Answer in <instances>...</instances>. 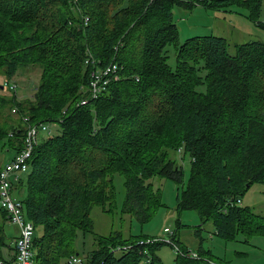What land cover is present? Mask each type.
Here are the masks:
<instances>
[{"label":"trees","instance_id":"obj_1","mask_svg":"<svg viewBox=\"0 0 264 264\" xmlns=\"http://www.w3.org/2000/svg\"><path fill=\"white\" fill-rule=\"evenodd\" d=\"M262 3L0 0V77L8 81L21 67L40 69L28 99L0 97V110L11 115L14 107L19 116L17 123L0 117L8 125V130L0 125V144L15 154L22 150L23 116L59 127L39 141L28 172L15 182L34 227L33 264H60L74 256L80 232L91 233L96 243L80 264H140L147 258L153 263L163 243L138 244L153 238L142 232L126 238L121 232L95 234L90 211L93 206L106 211L113 199L112 177L120 174L123 213L140 226L148 223L165 207L160 190L148 181L153 176L180 181L183 170L171 157L180 152L188 155L190 170L176 198L177 212L196 211L224 241L241 237L249 243L257 236L264 242V216L237 203L254 184L264 185V42L236 44L233 55L220 36L180 43L172 13L175 6H237L264 29L258 21ZM88 54L98 67L117 63L121 77L81 106L89 84ZM5 89L0 86V92ZM6 222L0 209V260L6 259L5 250H13ZM176 238L174 233L179 244ZM122 246L130 248L116 251Z\"/></svg>","mask_w":264,"mask_h":264},{"label":"rangeland","instance_id":"obj_2","mask_svg":"<svg viewBox=\"0 0 264 264\" xmlns=\"http://www.w3.org/2000/svg\"><path fill=\"white\" fill-rule=\"evenodd\" d=\"M173 20L177 26L178 40L182 43L184 40L194 36H221L227 41V53L233 55L235 53V45L249 41L264 42V29L256 26V24L248 20V12L237 6L224 7L218 10H207L201 6H195L192 10L175 6L172 10ZM264 19V0L259 15V22ZM168 64H174V51L172 47H168ZM40 69L37 66L21 67L16 75L8 81L0 77V86L8 84L6 89L0 92V97L11 99L15 96L18 101L26 100L30 97L32 90L36 88ZM15 83V90L8 89V86ZM7 95V96H6ZM8 111L11 106L7 105ZM14 108V107H12ZM11 114V112H10ZM17 123L19 116L17 114L8 115V112L0 110V117L5 121ZM0 125L8 130V125L0 122ZM16 126V124H15ZM24 126V125H23ZM48 131L40 129V141L42 138L53 136L58 133L59 127L55 123H47ZM2 144V143H1ZM0 144V168L7 163L15 154L13 150H7ZM175 159L177 165L183 170L181 180H173L165 177L153 176L149 179V183L155 189H159L161 200L165 207H161L146 224L140 226L136 220L128 214L123 213V202L125 198L124 178L120 174H114L112 177L113 199L108 201L103 211L99 206H93L90 211V218L93 222V231L95 234L107 236L111 233L121 232L123 237L129 235H138L140 232L147 236L162 238L168 240L170 236L163 232L164 228H168L175 233L179 243L188 246L187 248L195 252L201 253V261L199 262H183L176 258L171 247L167 244L160 245L156 251L157 259L152 263L142 261L140 264H209L210 260L214 264H264V242L261 237H252L249 243L238 241H224L214 234L212 223H201L199 215L194 210H185L178 213L176 210V198L187 184L190 159L183 152L171 155ZM15 182L13 183L12 195L17 197L15 191ZM19 199L22 195H18ZM242 205L248 206L254 213L264 216V185L254 184L245 194L241 201ZM177 220L179 223H177ZM200 227V228H199ZM4 231L7 241L18 235V227L6 222ZM198 234H196V232ZM96 248L94 236L91 233H79L74 242L75 255L84 260L89 252ZM69 259L64 258L60 264H79L69 263Z\"/></svg>","mask_w":264,"mask_h":264},{"label":"built area","instance_id":"obj_3","mask_svg":"<svg viewBox=\"0 0 264 264\" xmlns=\"http://www.w3.org/2000/svg\"><path fill=\"white\" fill-rule=\"evenodd\" d=\"M88 22L84 18V24ZM84 64L89 70V84L83 89L87 93L86 97L79 101V105L84 106L90 101L96 99L106 86L111 81H117L121 77L120 70L117 63L111 62L103 67H98V62L95 61L90 54L84 60ZM8 82H5V86ZM16 85L13 83L8 86V89L15 90ZM12 113H16V108H13ZM24 125L23 147L19 153H16L12 159L5 163L0 168V209L6 213L7 222L18 227V235L13 238V257L0 260V264H33V250L32 239L34 234V227L24 214L23 205L20 200L12 195L13 183L16 182L23 173L28 172V160L31 157L33 149L39 143L40 129L47 132V123H30L27 116L22 117ZM49 133V131H48ZM241 204L240 200H237ZM163 232L168 234V240L160 238H150L145 241H139L138 244L161 242L171 247L176 258L180 261H201V255L189 249L182 248L175 240H173V232L170 229L164 228ZM130 246L117 247L116 251L120 249H129ZM77 256H71L69 263H81ZM150 258L146 262L149 263ZM209 264H214L210 260L206 261ZM174 264H178L177 262Z\"/></svg>","mask_w":264,"mask_h":264},{"label":"crops","instance_id":"obj_4","mask_svg":"<svg viewBox=\"0 0 264 264\" xmlns=\"http://www.w3.org/2000/svg\"><path fill=\"white\" fill-rule=\"evenodd\" d=\"M264 22V19L262 20ZM211 35V34H210ZM221 37V36H220ZM6 163V162H5ZM18 194V192H16ZM20 195V193L18 194ZM19 199V197H16ZM179 245L182 247V248H185V249H188L187 247L188 246H185L183 244H181V242L179 243ZM190 250V249H189ZM193 251V250H192ZM195 252V251H194ZM198 253V252H197ZM198 254H201V253H198ZM4 255H5V258H12L13 257V251H9V250H5L4 251ZM157 257V256H156ZM157 259L160 261V259L157 257Z\"/></svg>","mask_w":264,"mask_h":264}]
</instances>
